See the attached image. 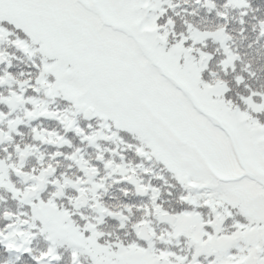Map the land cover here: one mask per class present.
Returning <instances> with one entry per match:
<instances>
[{
    "label": "snow or ice",
    "instance_id": "6c2138e0",
    "mask_svg": "<svg viewBox=\"0 0 264 264\" xmlns=\"http://www.w3.org/2000/svg\"><path fill=\"white\" fill-rule=\"evenodd\" d=\"M0 264H264V0H0Z\"/></svg>",
    "mask_w": 264,
    "mask_h": 264
}]
</instances>
